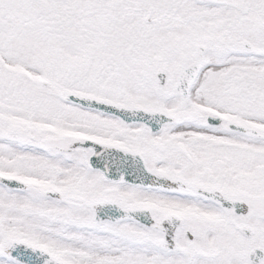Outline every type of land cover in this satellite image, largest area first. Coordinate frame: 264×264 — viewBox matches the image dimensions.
<instances>
[{
    "label": "snow or ice",
    "instance_id": "1",
    "mask_svg": "<svg viewBox=\"0 0 264 264\" xmlns=\"http://www.w3.org/2000/svg\"><path fill=\"white\" fill-rule=\"evenodd\" d=\"M0 264H264V0H0Z\"/></svg>",
    "mask_w": 264,
    "mask_h": 264
}]
</instances>
